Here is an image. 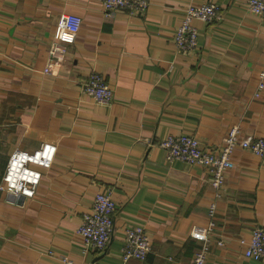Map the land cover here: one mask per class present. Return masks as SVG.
<instances>
[{
    "label": "crops",
    "instance_id": "0c3cea01",
    "mask_svg": "<svg viewBox=\"0 0 264 264\" xmlns=\"http://www.w3.org/2000/svg\"><path fill=\"white\" fill-rule=\"evenodd\" d=\"M213 2L218 18L195 20L193 50L173 32L189 5ZM62 13L82 18L60 65L44 72ZM264 17L247 0H149L142 12L106 11L98 0H0V185L14 149L56 146L33 197L0 189V264H188L201 248L193 225L213 220L205 264H259L244 252L264 229V156L236 147L220 186L203 166L169 160L159 140L194 135L218 152L230 128L264 137ZM113 91H82L88 72ZM264 83V80H263ZM116 203L104 249L78 227L94 194ZM213 206V211L211 207ZM140 225L151 249L122 259L125 226Z\"/></svg>",
    "mask_w": 264,
    "mask_h": 264
},
{
    "label": "built area",
    "instance_id": "2783aa9c",
    "mask_svg": "<svg viewBox=\"0 0 264 264\" xmlns=\"http://www.w3.org/2000/svg\"><path fill=\"white\" fill-rule=\"evenodd\" d=\"M104 10L112 11L118 8L131 11H144L149 0H98ZM248 11L256 16L264 17V0H247ZM218 18V6L213 2H202L185 8L182 20L173 32V42L179 51L193 50L197 44L198 30L195 20L211 22ZM82 18L73 13H62L58 20L56 39L48 49V58L44 72L53 73L63 60L67 45L72 43L78 33ZM70 38V39H66ZM257 89L263 88L264 66L258 73ZM82 91L97 101L109 102L113 98V91L104 76L95 70L88 72L81 84ZM159 145L166 150L169 160H181L191 165L207 168L211 173V183L220 186L225 173L233 166V150L238 147L246 149L257 156H264V137L245 136L239 138L237 126L230 128L218 152L207 151L199 145L194 135L180 133L168 135L159 140ZM56 146L43 143L33 151L14 149L9 155L5 173L2 177L1 190L9 194L33 197L41 178L40 167H49L54 159ZM116 203L109 190L95 192L91 207L84 212L78 232L85 247L104 249L110 240L114 226V212ZM213 211V206L211 207ZM213 220L206 225H193L191 235L201 241V248L197 250L188 264H205L207 243ZM151 249L149 237L140 225L129 224L124 228L122 240V259H144ZM245 257L259 264H264V229L254 226L251 237L244 252ZM65 264H76L70 258H63Z\"/></svg>",
    "mask_w": 264,
    "mask_h": 264
},
{
    "label": "rangeland",
    "instance_id": "374dc122",
    "mask_svg": "<svg viewBox=\"0 0 264 264\" xmlns=\"http://www.w3.org/2000/svg\"><path fill=\"white\" fill-rule=\"evenodd\" d=\"M6 169V168H5ZM4 173H5V171H4ZM4 175V174H3ZM3 177V176H2Z\"/></svg>",
    "mask_w": 264,
    "mask_h": 264
},
{
    "label": "snow or ice",
    "instance_id": "6c2138e0",
    "mask_svg": "<svg viewBox=\"0 0 264 264\" xmlns=\"http://www.w3.org/2000/svg\"><path fill=\"white\" fill-rule=\"evenodd\" d=\"M66 39H70V38H67V37H66Z\"/></svg>",
    "mask_w": 264,
    "mask_h": 264
}]
</instances>
